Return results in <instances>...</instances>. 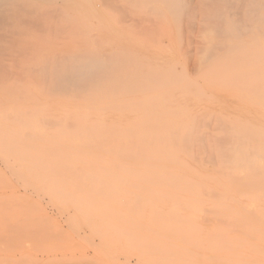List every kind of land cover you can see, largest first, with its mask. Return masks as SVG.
I'll return each mask as SVG.
<instances>
[{
	"label": "rangeland",
	"instance_id": "obj_1",
	"mask_svg": "<svg viewBox=\"0 0 264 264\" xmlns=\"http://www.w3.org/2000/svg\"><path fill=\"white\" fill-rule=\"evenodd\" d=\"M105 1L0 47V264L264 262V0ZM88 52L95 91L46 74Z\"/></svg>",
	"mask_w": 264,
	"mask_h": 264
},
{
	"label": "bare ground",
	"instance_id": "obj_2",
	"mask_svg": "<svg viewBox=\"0 0 264 264\" xmlns=\"http://www.w3.org/2000/svg\"><path fill=\"white\" fill-rule=\"evenodd\" d=\"M103 1H105V0H103ZM133 1V0H132ZM166 1V0H165ZM172 3H173V5H177L178 3H179V1L180 0H170ZM242 1V0H241ZM245 1V0H244ZM72 2V0H0V47H5V46H8V45H13L12 44V41H18V39L17 40H15L14 39V37L15 36H19V37H21L22 36V38L24 37V35L25 34H27L28 35V32H25V28H27V30H28V28L30 29V31L32 30V28L33 29H36V32L38 31V32H41V33H43L45 30H46V28H47V24H43V22L40 20V18L38 17V16H40L41 17V19L43 20V18H44V13H49V15L51 14V15H54V14H57L59 11H61L62 9H59V4H69V3H71ZM106 3H107V1H105ZM105 2H103L104 3V5H105V7H106V5L108 6V4H105ZM111 2H113L112 0H110V3ZM123 2V1H122ZM167 2L169 3V1L167 0ZM167 2H165V3H167ZM170 2V3H171ZM216 2V1H215ZM220 2V1H219ZM138 3V2H137ZM163 3V2H162ZM243 3V2H242ZM98 4V3H97ZM100 4V3H99ZM220 4V3H219ZM230 4V3H229ZM243 4H245V3H243ZM254 4V3H253ZM80 5V4H79ZM111 5H112V3H111ZM113 5H114V3H113ZM112 5V6H113ZM117 5V4H116ZM232 5V4H231ZM94 6V5H93ZM109 6H110V4H109ZM178 6V5H177ZM243 6V5H242ZM219 7H221V6H219ZM233 7H235V6H233ZM232 7V8H233ZM69 8V7H68ZM109 8V7H108ZM113 8V7H112ZM111 8V6H110V10L112 9ZM119 8V7H118ZM127 8V7H126ZM222 8V7H221ZM220 8V9H221ZM255 8V11H259L260 10V7H258V5H257V7H254ZM114 9L118 12L119 10H117L116 9V7H115V5H114ZM243 9V8H242ZM108 10V9H107ZM127 10V9H126ZM168 10V9H167ZM116 11H113V12H116ZM241 11H243V10H241ZM23 12H25V15L23 14ZM29 12V13H28ZM123 12H124V10H123ZM30 13L31 14H39V13H42L43 15H38L37 17V20H36V18H35V20H33L32 18H29V16H30ZM116 14V13H115ZM115 14H113V15H115ZM121 14V13H120ZM122 14H125V15H128V13L126 14V11H125V13H122ZM139 14V13H138ZM186 14V13H185ZM238 14H240V12L238 13ZM50 15V17H52ZM257 15V14H256ZM255 15V16H256ZM42 16H43V18H42ZM46 16V15H45ZM241 16H242V12H241ZM122 17H124L123 15H122ZM133 17V16H132ZM24 18V19H23ZM53 19H54V17H52ZM56 18V17H55ZM144 18V17H143ZM142 18V19H143ZM38 19L40 20V22L42 23V25H41V23H39V21H38ZM130 19H131V17H130ZM128 20L127 19V21H131V20ZM134 19V18H133ZM253 19V18H252ZM146 20V19H145ZM112 21V20H111ZM123 21H126V18H123ZM126 21V22H127ZM133 21H135V20H133ZM150 21V20H149ZM48 22V21H47ZM54 22V21H53ZM118 22H119V20H118ZM126 22H123V23H126ZM114 23H116V22H114ZM136 23V22H135ZM137 23H138V21H137ZM136 23V24H137ZM225 23V22H224ZM223 23V24H224ZM23 24V25H22ZM27 24H28V26H27ZM33 24H37V25H35V26H32ZM52 24V23H51ZM120 24V23H119ZM134 24V23H133ZM140 24V23H139ZM226 24V23H225ZM116 25H117V23H116ZM135 25V24H134ZM141 25V24H140ZM140 25H138L137 24V26H135V27H133V29L134 28H139L140 27ZM130 26V25H129ZM152 26V25H151ZM50 27H52V25L50 26ZM116 27V26H115ZM123 27H125V26H123ZM127 27V26H126ZM216 27V26H215ZM221 27V26H220ZM53 28V27H52ZM216 28H218V27H216ZM215 28V29H216ZM222 28V27H221ZM229 28V27H228ZM231 28V27H230ZM122 29V28H121ZM54 30V29H53ZM52 30V31H53ZM60 30H61V32H62V30L63 29H61L60 28ZM60 30L58 31L59 32V35H60ZM118 30H119V28H118ZM123 30V29H122ZM126 30V29H125ZM48 31H50V30H48ZM131 31H133L132 29H131ZM141 31V30H140ZM36 32H31L32 34H34V33H36ZM47 32V31H46ZM133 33V32H132ZM140 33V32H139ZM138 33V34H139ZM64 34V33H63ZM118 34V33H117ZM141 35H143V34H141ZM140 35V36H141ZM61 36V35H60ZM93 37L92 38H94L95 37V35H92ZM123 36V35H122ZM216 36V35H215ZM67 37V36H66ZM118 38V37H117ZM67 39V38H66ZM120 39V38H119ZM59 40V39H58ZM128 40V39H127ZM156 40V39H155ZM77 41V40H76ZM18 42H20V41H18ZM78 42V41H77ZM92 42V41H91ZM90 42V43H91ZM95 42V41H94ZM131 42V41H130ZM21 43H22V40H21ZM46 43V42H45ZM75 43V42H74ZM132 43V42H131ZM16 44V43H15ZM29 45V44H28ZM31 45V44H30ZM14 46H16V47H18L17 45H14ZM21 47V46H20ZM32 47V46H31ZM23 48V47H22ZM33 48V47H32ZM6 49V48H5ZM10 49V48H9ZM14 49H15V47H14ZM21 49V48H20ZM0 50H1V48H0ZM8 50V49H7ZM25 49H23L22 51H24ZM28 50H29V48H28ZM224 50H226L225 48H224ZM15 51H16V49H15ZM26 51V50H25ZM25 51H24V54H26L25 53ZM115 51V50H114ZM114 51H113V53H114ZM218 51H220V50H218ZM222 51V50H221ZM221 51H220V53H221ZM207 52V51H206ZM15 53V52H14ZM13 53V54H14ZM17 53H19V51L17 52ZM29 53V52H28ZM45 53V52H44ZM50 53H53V52H50ZM112 53V54H113ZM222 53H223V51H222ZM20 54V53H19ZM45 54H48V52L47 53H45ZM114 54H116V53H114ZM118 54V53H117ZM204 54V53H203ZM21 55H23V53L21 54ZM205 55V54H204ZM24 56V55H23ZM47 56V55H46ZM3 57V56H2ZM19 57H21L20 55H19ZM60 57V56H59ZM1 58V57H0ZM3 58H5V57H3ZM27 58V57H26ZM205 58V57H204ZM203 58V59H204ZM57 60V59H56ZM55 60V61H56ZM126 61V60H125ZM119 61H118V58H111V56L110 57H105V55L104 56H102V55H97V54H92L91 52H88V53H86V54H84V55H82V54H76L75 56H72V57H66V58H64L63 60H59V61H56L55 63H52V66H55L54 67V69H53V73H48V72H46V74H49V75H51V76H54V78L57 80V82L59 83V89H68V90H71L72 88L71 87H76L77 89L76 90H79V91H82V89H86V87H88V91H95V89H94V87H101L102 86V82H99V79L101 78V77H104V76H107V75H109L113 70H114V65L116 64V63H118ZM130 62V61H129ZM38 65V64H37ZM47 66V65H46ZM46 66H45V68H46ZM19 68V67H18ZM41 68V67H40ZM6 69V68H5ZM46 70V69H45ZM34 71H37V70H34ZM8 73V72H7ZM9 74V73H8ZM169 74H170V72H169ZM30 75H32V74H30ZM32 77V76H31ZM127 78H128V76H127ZM177 80V79H176ZM36 82V81H35ZM63 83V84H62ZM66 84V85H65ZM105 85V84H104ZM217 86V85H216ZM64 87H66V88H64ZM219 87V86H218ZM239 87V86H238ZM242 87V86H241ZM175 88V87H174ZM240 88V87H239ZM239 88H237L236 87V89L238 90ZM249 89L248 87H244V89ZM234 89V88H233ZM253 89V88H252ZM252 89H250V90H252ZM181 90V89H180ZM132 91V90H131ZM263 91H264V89H263ZM67 92V91H66ZM130 92V91H129ZM135 92V91H134ZM238 92L240 93L241 92V88L238 90ZM244 92H245V90H244ZM247 92V91H246ZM254 92H256V91H254ZM254 92H252L253 94H254ZM257 92H259V91H257ZM261 92V91H260ZM257 94V93H256ZM255 94V96L256 97H258V96H262V95H264L263 93L261 94V93H259V95L257 94L256 95ZM80 97V96H79ZM104 97H105V95H104ZM260 97H258V99L260 98ZM136 98H138V97H136ZM250 99V98H249ZM252 99H255L256 101H258V99H256L255 97H253ZM262 99H264L263 97L262 98H260L259 100V102L258 103H260L261 101H263ZM104 100V99H103ZM123 100V99H122ZM125 100V99H124ZM254 100V101H255ZM119 101V100H118ZM145 101V100H144ZM86 102V101H85ZM108 102V101H107ZM115 102V101H114ZM264 102V101H263ZM138 103H139V101H138ZM257 103V102H256ZM90 104H91V102H90ZM92 104H93V102H92ZM96 104V103H95ZM107 104V103H106ZM116 104V103H115ZM75 105H76V103H75ZM78 105H80V104H78ZM103 105H104V102H103ZM261 105V104H260ZM259 105V106H260ZM74 106V105H73ZM82 106V105H81ZM87 106V105H86ZM262 106H264V105H262ZM77 107V106H76ZM89 108V107H88ZM91 108V107H90ZM97 108V107H96ZM106 109V108H105ZM70 123V122H69ZM161 123V122H160ZM70 125V124H69ZM152 126V125H151ZM154 126V125H153ZM209 126V125H208ZM182 127V126H181ZM68 128H69V126H68ZM70 128H72V126L70 127ZM153 128V127H152ZM151 128V129H152ZM158 128V127H157ZM179 128V127H178ZM112 129V128H111ZM118 129H120V127H118ZM180 129V128H179ZM190 129V128H189ZM188 129V130H189ZM225 129V128H224ZM224 129H222V131H225ZM88 130V129H87ZM116 130V129H115ZM126 130V129H125ZM140 130V129H139ZM153 130V129H152ZM181 130V129H180ZM175 132V131H174ZM173 132V133H174ZM178 132H180V131H178ZM188 132V131H187ZM226 132V131H225ZM92 134V133H91ZM99 134H100V132H99ZM176 134H177V132H176ZM187 135V134H186ZM186 135L184 136L185 137V139H187L186 138ZM172 136V135H171ZM173 136H174V134H173ZM173 136H172V139H173ZM117 138V137H116ZM222 138L223 137H221V142H223L224 141V139H226V138H228V136H226L224 139H223V141H222ZM184 138H183V141L185 142L186 140H185ZM175 140V139H174ZM173 140V141H174ZM177 140H179V139H177ZM202 140V139H201ZM219 139H217L216 141H218ZM220 140H219V142H220ZM31 141V140H30ZM33 141V140H32ZM39 141V140H38ZM176 141V140H175ZM226 141L228 142V139H226ZM85 142V141H84ZM87 142V141H86ZM130 142V141H129ZM186 142H188V141H186ZM220 142V143H221ZM225 142V141H224ZM236 142V141H235ZM245 142H247V141H245ZM43 143V142H42ZM176 143V142H175ZM177 143H178V141H177ZM38 144V143H37ZM44 144V143H43ZM59 144H61V143H59ZM87 144V143H86ZM226 144V143H225ZM224 143H221V146L222 145H225ZM231 144V143H230ZM256 144V143H255ZM51 145V144H50ZM89 145V144H88ZM180 145V144H179ZM232 145V144H231ZM242 145V144H241ZM66 146V145H65ZM177 146H178V144H177ZM194 146H196V145H194ZM67 147V146H66ZM127 147V146H126ZM178 147H180V146H178ZM184 147H185V149H186V152H187V146L186 145H184ZM223 147V146H222ZM50 148H51V146H50ZM92 148V147H91ZM128 148V147H127ZM131 148V147H130ZM129 148V149H130ZM133 148V147H132ZM181 148H182V146H181ZM180 148V149H181ZM190 148V147H189ZM192 148V147H191ZM224 148V147H223ZM234 147H232V149H233ZM60 150H61V148H59ZM90 149V148H89ZM93 149V148H92ZM97 149V148H96ZM256 149V148H255ZM73 150V149H72ZM77 150V149H76ZM94 150V149H93ZM133 150V149H132ZM182 150V149H181ZM200 150V149H199ZM130 151V150H129ZM202 151V150H201ZM207 151V150H206ZM84 152V151H83ZM185 152V151H184ZM79 153V152H78ZM82 153V152H81ZM70 154H71V152H70ZM73 154H75V153H73ZM89 154V153H88ZM98 154V153H97ZM120 154V153H119ZM134 154V153H133ZM139 154H140V152H139ZM203 154V153H202ZM223 154H224V157H223V155L220 153V155H222V158H224L225 159V157H227V155L225 156V152L223 151ZM231 154V153H230ZM91 155V154H90ZM94 155V154H93ZM135 155V154H134ZM164 155V154H163ZM214 155V154H213ZM87 156V155H86ZM131 156H132V154H131ZM187 156V155H186ZM231 156V155H230ZM251 156V155H250ZM79 157H80V155H79ZM85 157V156H84ZM92 157V156H91ZM134 157V156H133ZM185 157V156H184ZM71 158V157H70ZM89 158V157H88ZM129 158H130V155H129ZM128 158V159H129ZM186 158V157H185ZM222 158H221V160H222ZM227 158H229V159H232V157H227ZM245 158H246V156H245ZM244 158V159H245ZM68 159H69V157H68ZM81 159V158H80ZM93 159V158H92ZM98 158H96V160H97ZM120 159V158H119ZM127 159V158H126ZM131 159V158H130ZM136 159V158H135ZM145 159V158H144ZM187 159H188V157H187ZM192 159V158H191ZM190 159V160H191ZM214 161H216L214 158H212ZM138 160V159H137ZM189 160V159H188ZM189 160V161H190ZM241 160V159H240ZM105 161V160H104ZM131 161H133L134 162V158H133V160H131ZM143 161V160H142ZM147 161V160H146ZM195 161V160H194ZM198 161V160H197ZM223 161V163L221 164V165H223L224 163H226V162H224V160H222ZM82 162V161H81ZM97 162V161H96ZM125 162V161H124ZM130 162V161H129ZM192 162V161H191ZM126 163V162H125ZM172 163V162H171ZM199 163V162H198ZM198 163H195V164H198ZM78 164H80V163H78ZM82 164V163H81ZM127 164V163H126ZM194 164V165H195ZM210 164H212V161H211V163ZM116 165V164H115ZM128 165V164H127ZM146 165V164H145ZM126 166V165H125ZM141 166V165H140ZM149 166V165H148ZM197 166V165H196ZM199 166V165H198ZM213 166H214V162H213ZM118 167V166H117ZM123 167H124V165H123ZM160 167H163V166H160ZM159 167V168H160ZM167 167V166H166ZM178 167V166H177ZM182 167V166H181ZM200 167V166H199ZM148 168V167H147ZM205 168V167H204ZM229 168H230V166H229ZM110 169V168H109ZM126 169V168H125ZM130 169V168H129ZM133 169V168H132ZM164 169H166V168H164ZM222 169V168H221ZM185 170V169H184ZM128 171H130V170H128ZM135 171V170H134ZM137 171V170H136ZM166 172H168L169 170H165ZM180 171V170H179ZM183 171V170H182ZM181 171V172H182ZM202 171V170H201ZM208 171H210V170H208ZM95 172V171H94ZM117 172V171H116ZM115 172V173H116ZM171 172V171H170ZM170 172H168L169 174H170ZM206 172V171H205ZM211 172V171H210ZM218 172V171H217ZM222 172V171H221ZM220 172V173H221ZM255 172V171H254ZM260 172V171H259ZM258 172V173H259ZM92 173H93V171H92ZM186 173V172H185ZM219 173V172H218ZM150 174V173H149ZM152 174V173H151ZM158 174V173H157ZM112 175V174H111ZM118 176V175H117ZM128 176V175H127ZM145 176V175H144ZM231 176H233V175H231L230 174V177ZM259 176H260V174H259ZM258 176V177H259ZM158 177V176H157ZM193 177V176H192ZM222 177V176H221ZM234 177V176H233ZM243 177V176H242ZM194 178H197V177H195L194 176ZM200 178V177H199ZM198 178V179H199ZM238 178V177H237ZM212 179V178H211ZM236 179V178H235ZM241 179V178H240ZM200 180V179H199ZM213 180V179H212ZM211 180V181H212ZM216 180H217V178H216ZM206 181H209V180H206ZM214 181H215V179H214ZM218 181V180H217ZM234 181V180H233ZM238 181V180H237ZM197 183H199V182H197ZM220 183V182H219ZM233 183V182H232ZM231 183V184H232ZM238 183V182H237ZM261 183V182H260ZM238 184H240V183H238ZM249 184V183H248ZM253 184V183H252ZM251 184V185H252ZM257 184V183H256ZM191 185H192V183H191ZM200 185H202L201 183H200ZM243 185V184H242ZM187 186H188V184H187ZM204 186V185H203ZM203 186H202V188H203ZM235 186V185H234ZM243 186H245V185H243ZM255 186V185H254ZM236 187V186H235ZM246 187V186H245ZM248 187V186H247ZM252 187V186H251ZM191 189V188H190ZM237 189V188H236ZM240 189V188H239ZM245 189V188H244ZM243 189V190H244ZM247 189V188H246ZM249 189V188H248ZM247 189V190H248ZM257 189V188H256ZM187 190H189V189H187ZM193 190V189H192ZM252 190V189H251ZM189 191H191V190H189ZM194 191V190H193ZM239 191V190H238ZM253 191V190H252ZM198 192V191H197ZM207 192V191H206ZM214 192V191H213ZM240 192V191H239ZM250 192V191H249ZM187 193H188V191H187ZM194 193H196L195 191H194ZM204 193V192H203ZM241 193V192H240ZM244 193V192H243ZM245 193H246V191H245ZM192 194V193H191ZM200 194V193H199ZM213 194V193H212ZM218 194V193H217ZM193 195V194H192ZM212 196V195H211ZM198 197V196H197ZM194 197V198H191V200L193 199V201H197L198 200V198H199V201L201 200V198L200 197ZM210 197V196H209ZM196 198V199H195ZM195 199V200H194ZM190 200V201H191ZM208 201V200H207ZM192 202V201H191ZM203 202V201H202ZM188 205H189V203H188ZM193 205V204H192ZM202 206H204L203 204H202ZM190 208H192V206L190 207ZM190 208H188V206H187V209L189 210ZM198 208V207H197ZM201 208V207H200ZM192 209H196V208H192ZM191 210V209H190ZM199 210V209H198ZM261 250V249H260ZM260 253H261V251H260ZM263 253H264V248H263ZM262 253V255L264 256V254ZM257 254H259V252H257ZM260 256V255H259ZM257 259H258V257H256ZM264 258V257H263ZM256 259H254V261H255ZM264 262H258L257 263V260L255 261V263L254 264H263Z\"/></svg>",
	"mask_w": 264,
	"mask_h": 264
}]
</instances>
